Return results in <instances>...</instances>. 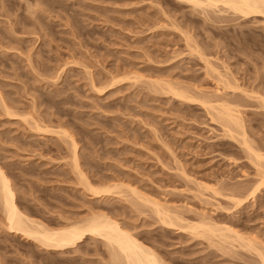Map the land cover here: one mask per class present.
Wrapping results in <instances>:
<instances>
[{"label": "rangeland", "instance_id": "obj_1", "mask_svg": "<svg viewBox=\"0 0 264 264\" xmlns=\"http://www.w3.org/2000/svg\"><path fill=\"white\" fill-rule=\"evenodd\" d=\"M201 3L0 0V167L31 224L107 216L162 264H264V14ZM118 251L10 232L0 193V264Z\"/></svg>", "mask_w": 264, "mask_h": 264}, {"label": "bare ground", "instance_id": "obj_2", "mask_svg": "<svg viewBox=\"0 0 264 264\" xmlns=\"http://www.w3.org/2000/svg\"><path fill=\"white\" fill-rule=\"evenodd\" d=\"M185 1H190L195 4L205 1L208 5L223 2L233 8V10L235 9L243 12L244 15L256 12L264 14V0ZM0 190L10 232L20 233L30 238L38 239V241L40 240L42 244L56 247V249L74 245L91 234L99 235L104 237L107 242L113 246V248L119 250L118 252L123 254L126 264H162L152 249L144 246V244L138 241L137 238H135V236H133L130 232L122 229L119 223L110 220L107 216H100L96 218H93L92 216L91 219L85 220L82 223L76 222L77 224H73L68 227L65 226L63 229H49L41 226L40 224H31L32 221L28 219L26 214H23L18 208L15 201V192L12 190L10 180L1 167ZM252 194L254 195L253 192ZM249 246L250 245H248V247Z\"/></svg>", "mask_w": 264, "mask_h": 264}]
</instances>
